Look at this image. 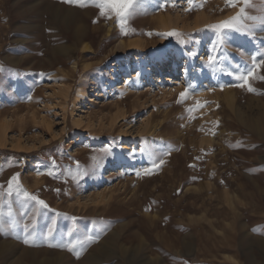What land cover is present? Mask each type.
<instances>
[{"label": "rangeland", "instance_id": "1", "mask_svg": "<svg viewBox=\"0 0 264 264\" xmlns=\"http://www.w3.org/2000/svg\"><path fill=\"white\" fill-rule=\"evenodd\" d=\"M101 2L0 0V264H264V0Z\"/></svg>", "mask_w": 264, "mask_h": 264}, {"label": "snow or ice", "instance_id": "2", "mask_svg": "<svg viewBox=\"0 0 264 264\" xmlns=\"http://www.w3.org/2000/svg\"><path fill=\"white\" fill-rule=\"evenodd\" d=\"M64 2L71 3L72 0H64ZM134 3V0H102V2L99 4L101 14L103 15L105 13L106 9H110L112 12L115 13L117 17L118 23H123L124 20L129 16L131 13L129 12V9L132 7ZM189 5L192 4V0H188ZM251 0H225V4L228 7H238V12L235 16L230 17L228 20L221 21L217 24L208 26L209 29L215 31L219 34L221 43L224 42V40L227 38L228 34L230 32H240L245 30L247 27L245 25V21L247 20H254V17H251L247 15V8L250 6ZM188 10H191L190 8ZM261 24L264 25V19L261 20ZM165 35L168 36H182L180 33L176 32H170L166 33ZM260 57H264V53L259 54ZM251 66L244 69V70H237L232 73H226L228 75H233L238 81V83L235 85L237 87L246 88L247 91L252 92V80L255 78L256 72H258L262 67H264V58H258L257 55H251ZM215 63V59L213 57H209L208 64L213 65ZM260 79H264V77H260ZM181 97L186 96L185 93L180 94ZM167 155V153H165ZM160 163H163L161 160ZM147 172L148 169H145ZM139 175V173H137ZM18 180V174L13 175L9 180V195H11V188L13 182H16ZM17 192H22V195L26 199H30L33 201L36 205H39L42 208H46L47 205L44 201L40 200L35 195H30L28 192L23 191L20 189L19 185L17 184ZM57 247H60V245H56ZM69 251H72V247L68 248Z\"/></svg>", "mask_w": 264, "mask_h": 264}, {"label": "bare ground", "instance_id": "3", "mask_svg": "<svg viewBox=\"0 0 264 264\" xmlns=\"http://www.w3.org/2000/svg\"><path fill=\"white\" fill-rule=\"evenodd\" d=\"M203 19H204L203 17H199L197 20H195V22H194L195 27H198L199 25L204 24L205 22H204ZM174 52H175L176 55L179 54V51L178 50H176ZM169 56L170 55L167 54L165 52V50H161V51H158V52H156L154 54L149 55V57L152 60H155V63L152 64V67L151 68L154 69V70L162 68V66H164V64L169 61V59H170ZM187 69L184 70L185 77H186V74H187ZM192 71H193V73H192L191 76L193 77V80H195V82L200 81L201 79H203L205 77H212V78H217V79L219 77L217 75V72H215V71L214 72L209 71L208 69H206L201 64H198L196 67H194V69ZM139 72L140 73H145L146 72V68L143 67V66H140ZM130 75L128 74L127 76L125 75V76H123V77L120 78L119 83H118L120 86L118 87V89H122V86H121L122 84H123V87L126 86V83L127 82H130L129 85H127V86H130L131 84L132 85L134 84V80H132L130 78ZM82 96L84 97L85 95H83L81 93L78 94V97L79 98L82 97ZM2 135H3V133H2V131H0V142L1 143H3L5 141V138L2 137ZM143 264H161V262L159 260H157V259L153 260V258L152 259L150 258V259L145 260V263H143Z\"/></svg>", "mask_w": 264, "mask_h": 264}]
</instances>
